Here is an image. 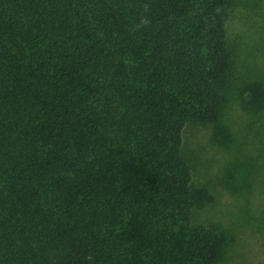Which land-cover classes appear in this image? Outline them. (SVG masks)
Segmentation results:
<instances>
[{"label":"trees","instance_id":"trees-1","mask_svg":"<svg viewBox=\"0 0 264 264\" xmlns=\"http://www.w3.org/2000/svg\"><path fill=\"white\" fill-rule=\"evenodd\" d=\"M231 1L0 0V264L223 261L232 240L191 221L211 196L181 151L187 124L233 149L232 101L264 121ZM240 166L246 192L257 165Z\"/></svg>","mask_w":264,"mask_h":264},{"label":"rangeland","instance_id":"rangeland-1","mask_svg":"<svg viewBox=\"0 0 264 264\" xmlns=\"http://www.w3.org/2000/svg\"><path fill=\"white\" fill-rule=\"evenodd\" d=\"M238 73L264 78V0H232L225 23ZM225 124L235 134L233 149L211 140V128L187 124L182 131V155L194 186L205 187L211 200L191 213L194 224L218 228L232 240L219 264H264V121H254L232 101ZM255 163L256 175L245 192L239 163ZM242 169V170H241ZM236 188H231L232 185ZM240 189V190H239Z\"/></svg>","mask_w":264,"mask_h":264}]
</instances>
